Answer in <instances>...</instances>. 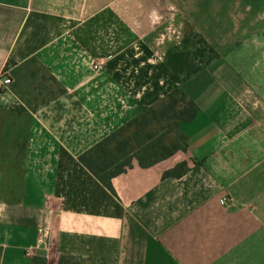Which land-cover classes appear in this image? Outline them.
Listing matches in <instances>:
<instances>
[{"label":"crops","instance_id":"1","mask_svg":"<svg viewBox=\"0 0 264 264\" xmlns=\"http://www.w3.org/2000/svg\"><path fill=\"white\" fill-rule=\"evenodd\" d=\"M87 1L0 0V264H264V0H169L140 34L99 32ZM175 89L198 108L186 148L108 191L78 156Z\"/></svg>","mask_w":264,"mask_h":264},{"label":"trees","instance_id":"2","mask_svg":"<svg viewBox=\"0 0 264 264\" xmlns=\"http://www.w3.org/2000/svg\"><path fill=\"white\" fill-rule=\"evenodd\" d=\"M197 112L195 103L181 89H175L83 152L78 160L113 193L112 180L130 168L134 160L146 168L184 150L186 138L178 126L192 121ZM187 170L185 163H179L162 178H179Z\"/></svg>","mask_w":264,"mask_h":264},{"label":"rangeland","instance_id":"3","mask_svg":"<svg viewBox=\"0 0 264 264\" xmlns=\"http://www.w3.org/2000/svg\"><path fill=\"white\" fill-rule=\"evenodd\" d=\"M95 6H83L82 12L85 16L89 14H97L103 17L98 18L97 28L100 31L105 30L106 26L113 27L115 31H124L130 29L135 34H140L144 30L145 19H150L148 29L146 31H154L164 25L165 20L174 18L178 13L175 5L171 4L169 0H93ZM71 13L73 10L70 11ZM151 13V14H150ZM105 17V18H104ZM107 19L108 21H106ZM114 19V20H113ZM124 22H121V20ZM101 20V21H100ZM120 20V21H119ZM107 24V25H106ZM71 25L73 23L71 22ZM263 54L259 53L258 58ZM100 65L104 62L97 58ZM257 75L254 77L264 80V69L254 71ZM262 90L260 94L264 95V87H259ZM5 91H1L3 94Z\"/></svg>","mask_w":264,"mask_h":264},{"label":"built area","instance_id":"4","mask_svg":"<svg viewBox=\"0 0 264 264\" xmlns=\"http://www.w3.org/2000/svg\"><path fill=\"white\" fill-rule=\"evenodd\" d=\"M74 55H75V59H74L75 65H83L94 74L101 72L103 66L100 65L99 61L94 56L90 55L81 46L75 44ZM10 84H11V78L8 74L7 66H5V68L0 73V94L1 91H6ZM114 101H115L114 103H110V105H108V108L111 111H115L117 104L119 106V109L117 110V112H115L118 113L117 117L123 116L127 111L133 108L127 103L126 99L118 93L114 95ZM123 125L118 126L115 125L114 121H111L107 126H105V130L110 134L114 130L118 129ZM220 204L225 207L231 206V202L227 197L221 198ZM43 236H44V231H40V237L42 238Z\"/></svg>","mask_w":264,"mask_h":264}]
</instances>
